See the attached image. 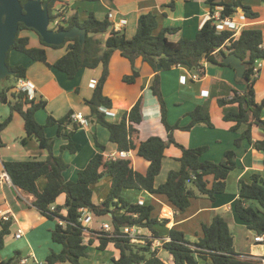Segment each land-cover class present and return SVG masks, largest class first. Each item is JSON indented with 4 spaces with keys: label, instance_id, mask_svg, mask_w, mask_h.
I'll return each mask as SVG.
<instances>
[{
    "label": "trees",
    "instance_id": "obj_1",
    "mask_svg": "<svg viewBox=\"0 0 264 264\" xmlns=\"http://www.w3.org/2000/svg\"><path fill=\"white\" fill-rule=\"evenodd\" d=\"M27 0H22L25 3ZM48 3L51 19L54 20V6L59 0H43ZM245 0H207L212 14L221 6L220 17L232 16L241 9L246 17L254 19L258 12ZM173 6V4H172ZM218 18L210 17L201 27L195 38L182 37L177 41L169 39L168 34L178 30L177 27H165L159 33L157 15L153 12L143 13L138 20V28L134 36L128 37L122 30H116L109 18L98 19L93 12L81 22L76 14L69 16L64 28L80 25L86 28L88 34L86 42L81 45L79 38H67L62 45H49L42 41L41 47H31L29 37L21 36L15 40L11 50H18L30 58L47 62L46 46L61 47L68 44L67 52L54 64L59 70L66 72L69 77H74L82 68H96L103 65V72L96 84L93 96L86 100L91 108V118L104 125L110 132V139L117 143L120 150L136 149L139 156L149 161L147 172L141 173L134 169L129 158L107 159L102 152H97L89 163L78 172L76 180H67L64 171L69 167V162L63 157L65 150L76 152L75 141L72 139L75 131L83 126L72 118L74 111H69L61 118L48 115L46 122L37 119V112L47 105L41 98H31L27 91L16 89L19 78H25L27 67L10 63V53L7 63L13 71L14 79L0 83V101L10 106L11 113L0 120V137L2 131L10 124L14 113L18 112L24 119L27 137L34 138L39 146L46 150V159L9 160L4 162L6 172L10 175L12 183L23 191L34 196L32 204L51 220L64 219L67 225L56 223L52 231V239L62 245L60 252L52 251L43 264H57L70 262L80 264V259L87 254L88 243L84 241V226L79 221L80 208H88L96 215L111 214V232L99 233L98 248L104 250L113 243L120 249V256L113 258V264H168L156 250H152V238L160 237L156 224L165 225L168 219H159L153 216V205L130 202L122 192L126 188L144 189L154 194L167 197L169 202L178 212H183L192 204L196 197H207L215 201L219 194L226 191L227 178L232 170L237 167L236 151L227 150L221 161L203 160L202 155L208 149L207 145L186 147L179 143L171 132L174 128L190 130L197 124L213 127L211 104L206 101L196 106L189 112L191 120L186 125L177 122L169 124L167 120V105L160 88V76L156 74L152 89L159 99L162 113V123L169 131L168 138L153 135L137 143V126L143 121L141 101L139 100L129 111L123 114L120 122L114 123L107 119L106 112L101 107H112V99L104 94V84L109 75V62L116 50L127 57L133 64V72L124 76V81L133 83L140 72L135 66L138 57H142L157 72L170 69L174 65H186L199 73H204L203 60L231 66L223 62L220 51L226 54L235 53L242 57L246 64V71L240 81L245 85L243 91L229 86V96L217 98L221 116L224 121L232 123L230 129L238 131L244 127L241 135L235 139V145L240 146L243 140H248L256 150L264 153V138L254 140L252 126L254 124L264 131V98L256 99L253 67L257 60H264V37L259 28H243L238 36H233L232 30L219 31L216 27ZM60 29L63 27H51ZM28 29L24 23L20 24V32ZM32 29V28H29ZM34 30V29H33ZM218 50V51H217ZM161 68H158V65ZM10 76L8 78H10ZM7 78V80H8ZM58 125L56 137L46 134V127ZM95 134V133H94ZM65 135L67 143L61 145V152H55L57 138ZM98 146H104L97 142ZM171 144L179 147L182 154L179 158L181 167L171 170L167 180L155 185L156 176L162 169V161L166 148ZM112 177V184L108 196L97 205L93 202L92 185L104 176ZM45 176L48 181L43 190L38 187V179ZM66 194L64 206L56 205L58 197ZM67 213L63 214L62 209ZM234 210L247 226L257 235L264 236V178L260 173H253L249 181L240 179L239 196L234 204ZM13 219L1 220L0 250L5 247V238L11 233ZM141 226L151 231V236L146 238L144 244L132 243L124 232L125 227ZM170 241L164 243L166 250L173 257V264H264L263 258L244 257L235 249L234 235L227 220L217 214L210 224L203 225V234L198 241L186 238L184 231L178 228L169 230ZM264 242V241H263ZM22 255L18 250L8 259H0V264H23ZM203 260V261H202ZM211 260V262H209Z\"/></svg>",
    "mask_w": 264,
    "mask_h": 264
},
{
    "label": "crops",
    "instance_id": "obj_2",
    "mask_svg": "<svg viewBox=\"0 0 264 264\" xmlns=\"http://www.w3.org/2000/svg\"><path fill=\"white\" fill-rule=\"evenodd\" d=\"M207 0H59L54 6V10L63 7L67 15L76 14L81 22L85 21L91 12L98 19L109 18L116 30H122L128 37L135 35L138 28V20L141 14L153 12L157 15L158 28L155 33H159L165 27H177L174 33H169L168 37L172 41H177L182 37L195 38L203 24L212 15L211 7ZM230 2L232 0H225ZM244 3L250 5L258 12V17L250 19L239 9L233 14V19L240 26L238 36L243 28L255 27L263 32L264 37V0H245ZM173 4V6H172ZM218 6L215 12L221 11ZM21 36L29 37L31 47H41L42 41L39 34L33 29H23ZM264 45V44H263ZM47 61L54 64L62 57L68 49V44L61 47L46 46ZM255 81L256 99L264 98V60ZM10 63L13 65H25L27 67L26 80L29 81L34 89V95L47 101L45 108L39 110L36 114L41 123H45L48 115L55 118H61L69 111L73 113H82L89 121L86 125L79 127L72 139L75 141L76 152L69 150L62 152L63 157L69 162V167L64 171V177L67 180H76L78 172L83 169L97 153L102 152L107 159L116 156L117 158H129L135 170L146 173L149 167V161L138 155L136 149L120 150L116 142L110 139V132L107 127L95 122L91 118V108L86 104V100L93 96L96 84L103 72V65L96 68H82L74 77H69L66 72L59 70L47 62L38 61L30 58L24 52L18 50L10 51ZM205 67L204 73H200L199 78L194 79L192 75L198 73L186 65H174L170 69L157 72L142 57H138L135 66L140 74L133 83L124 81V76L133 72L132 62L125 57L120 50H116L109 62V75L104 84V94L112 99V107L102 106L101 109L106 112L109 121L117 123L123 118V114L129 111L139 100L143 114V121L137 126V143L153 135H159L164 139L168 138L169 131L162 123L161 105L159 99L154 95L152 85L157 73L160 76V88L167 105V120L169 124L174 125L179 122L186 125L190 122L189 112L196 106L209 101L212 115L213 127L205 124H197L190 130L174 128L171 130L174 138L186 147H198L207 145L208 149L201 156L203 160H212L219 162L223 159L227 150L236 151L237 167L230 172L227 178L226 191L219 194L215 201L207 197H196L192 199V204L183 212H178L169 202L166 196L154 194L144 189H124V197L130 202H139L141 204L153 205V216L159 219H168L165 225L156 224L160 231V237L152 238L151 248L156 250L168 264H173V257L163 244L155 243L156 239L170 237L169 230L178 228L184 231L186 238L195 242L203 234V225L210 224L217 214H221L228 222L234 235L235 249L244 257L264 258V242L255 241L257 235L247 224L240 219L234 210V204L239 196L240 179L249 181L253 173H260L264 178V153L256 150L248 140H243L240 146L235 145V139L241 135L244 127L238 131H232V123L224 121L221 116L220 107L217 104V98L229 96V86L243 91L245 85L240 81L236 69L232 66L211 63L203 60ZM182 77L185 79L182 80ZM96 79L95 86L91 82ZM11 113L10 106L0 101V120H4ZM264 119V110L262 112ZM93 127H96L93 130ZM46 134L49 137H56L58 134V125L46 127ZM95 133V134H94ZM27 137L24 119L15 112L10 124L2 131L0 137V177L6 173L4 162L9 160H27L47 158L46 150L39 146L34 138H28L27 142L23 139ZM252 137L254 140L264 138V131L259 125L252 126ZM65 135L56 139L55 152H61V145L67 143ZM99 142L104 146L100 148ZM176 148V149H174ZM120 152L125 155L120 156ZM182 151L179 147L171 144L165 151V157L162 161V169L156 176L155 185L159 186L167 180L171 170H178L181 167L179 160ZM116 158V159H117ZM8 174V173H7ZM48 179L42 176L38 179V187L43 190L47 185ZM112 184V177L104 175L100 181L92 185L93 202L100 205L108 196ZM106 187L101 191V187ZM123 190V191H124ZM132 190V191H130ZM26 196H25V195ZM34 196L16 187L12 180L0 182V229L1 220L13 219L11 233L5 238V247L0 250L8 251V254L0 259L11 257L12 251H20L22 259L26 258L24 264L32 259L39 264L44 262L46 257L52 251L60 252L62 245L46 239L40 244L38 238H41V230L45 231L55 228L58 219L51 223L48 217L44 216L33 204ZM66 203V194L62 193L55 204L64 206ZM51 206V207H52ZM92 215L89 223V231L85 233L84 241L88 243L86 256L81 257L80 264H113V258L120 256V249L113 243L107 245L104 249L110 254L111 261L95 260L89 261L92 246L98 248L99 233L104 223L111 225V214H107L109 220L99 221V215L85 209ZM62 213L66 214L67 209L63 208ZM6 214L8 219L2 216ZM60 223V222H59ZM126 228V227H125ZM18 229L23 230V235L16 238ZM138 235L135 242L144 244L146 238L151 236L148 228L135 226L134 229ZM112 229L108 232H111ZM237 232L241 233L247 242L244 245H236ZM89 233V234H88ZM252 233L255 236L252 237ZM88 234V235H87ZM14 235L16 244L6 245L9 236ZM98 235V236H94ZM152 237V236H151ZM24 240V241H22ZM35 240V241H33ZM33 241V242H32ZM56 245H55V244ZM96 244V245H94ZM99 249V248H98ZM203 261V260H202ZM211 262V260H209ZM72 264L70 262H62ZM60 264V263H57Z\"/></svg>",
    "mask_w": 264,
    "mask_h": 264
},
{
    "label": "water",
    "instance_id": "obj_3",
    "mask_svg": "<svg viewBox=\"0 0 264 264\" xmlns=\"http://www.w3.org/2000/svg\"><path fill=\"white\" fill-rule=\"evenodd\" d=\"M51 15L48 3L43 0H0V83H4L13 71L10 69L7 58L20 33V24L37 31L45 43L49 45H62L67 38L78 37L81 45L87 38L86 28L74 25L70 28H51ZM223 62L231 64L237 75L243 78L246 64L242 57L235 53L226 54L220 51ZM161 68V65H158ZM96 127H93L95 130Z\"/></svg>",
    "mask_w": 264,
    "mask_h": 264
},
{
    "label": "built area",
    "instance_id": "obj_4",
    "mask_svg": "<svg viewBox=\"0 0 264 264\" xmlns=\"http://www.w3.org/2000/svg\"><path fill=\"white\" fill-rule=\"evenodd\" d=\"M220 12L221 11H217L215 12L214 14H212L210 17H215V18H218V20L216 21V27L219 31H222V30H232L233 31V36H236L238 34V31L240 29V26L237 25V23L234 21L233 19V15L232 16H227L225 18H221L220 17ZM55 14L57 15V17L54 19V20H51V25H53V27H65V25L67 24V21L69 19V15H67L64 11V8L63 7H58L57 9H55ZM51 27V26H50ZM218 51V50H217ZM262 59L260 60H257L254 67H253V72H254V76L257 77L259 72H260V68L262 66ZM201 74L198 72V73H194L192 75V77L194 79H197L199 78ZM185 78L182 77V80H184ZM97 83L96 79H94L91 84L93 86H95V84ZM16 89L18 90H21V91H27L29 96L31 98H33L35 95H34V89L31 87L30 83L28 80H26L25 78H19L18 81H17V84H16ZM72 118L78 122H80L82 125H86L88 123V119L82 114V113H73L72 114ZM120 156H123L125 155V152H120L119 154ZM117 157L116 156H113L112 158L110 159H116ZM8 181V182H11V177L9 174L4 173L1 177H0V182L2 181ZM56 206H52L51 209L54 210ZM85 209H88V208H80V211H81V216L79 217V221L81 222V224L85 227L84 228V231L85 233H87L90 229L89 227V223L91 222L92 220V215L90 213H87L85 211ZM90 210V209H88ZM91 211V210H90ZM4 219H8V216H6V214H4L2 216ZM60 222L61 225H67V222L64 220V219H61V218H57ZM137 226V225H135ZM135 226H130V227H126L124 228V232L127 237L130 238V241L131 242H135L136 239L138 238L137 235L138 233L134 230L135 229ZM111 230V225L108 224V223H104L103 226H102V232L105 231V232H108ZM23 235V230L22 229H18L16 234H15V237L16 238H20L21 236ZM170 237H164V238H160V239H156L153 241V245L155 243H158L157 245L159 244H163L167 241H170ZM255 241H258V242H263L264 241V236L263 235H256L255 236ZM26 258H23L21 260V263H25L26 262ZM264 261V258L262 259ZM39 264H43V262H40Z\"/></svg>",
    "mask_w": 264,
    "mask_h": 264
},
{
    "label": "rangeland",
    "instance_id": "obj_5",
    "mask_svg": "<svg viewBox=\"0 0 264 264\" xmlns=\"http://www.w3.org/2000/svg\"><path fill=\"white\" fill-rule=\"evenodd\" d=\"M51 27H53V25H51ZM13 79H14V77L13 76H10V78H8V80H6L4 83H6L7 81H8V83H11L12 81H13ZM4 83H2V84H4ZM174 149H176V148H174ZM128 189H131V188H128ZM106 190V187H101V191H105ZM130 191H132V190H130ZM123 193H125V190L123 191ZM122 193V195H124ZM25 195V194H24ZM26 196V195H25ZM125 196V195H124ZM98 219H99V221H103V220H108V221H110L109 220V217L107 216V215H100L99 217H98ZM51 223H53V220H49ZM55 222V224H56V221H54ZM54 229V228H53ZM53 229H49V230H47V232L45 231V228H43L42 230H41V238L40 237H37L38 238V242L40 243H42L45 239H46V237L47 238H49L50 239V241L52 240V231H53ZM50 232H51V236H46L45 237V235L47 234V235H50ZM89 234V233H88ZM87 234V235H88ZM95 237L96 236H98V235H94ZM252 237H254L255 236V233H252V235H251ZM18 240H15V237H14V235H11V236H9L8 237V239L6 240V245H9L10 243H14V244H16V242H17ZM22 241H24V240H22ZM33 241H35V240H33ZM32 241V242H33ZM245 242H247L246 241V239L243 237V235L241 234V233H239V232H237V235H236V245H244V243ZM40 243V244H41ZM55 244V243H54ZM264 244V243H263ZM56 245V244H55ZM89 245V244H88ZM94 245H96V244H94ZM89 247V246H88ZM93 247V250H91V256H87L88 258H90V260L89 261H93V260H95L94 258H97V259H100L101 261H108V262H110L111 261V257H110V254L109 253H107L106 254V252H104L105 250H101V249H98L96 246H92ZM0 253H1V255L2 256H5V255H7L8 254V251H6V250H3V251H0ZM11 255L10 256H14L15 254H16V251H12V253H10ZM28 264H37V263H35L32 259L28 262ZM60 264H68V263H60ZM95 264V263H94Z\"/></svg>",
    "mask_w": 264,
    "mask_h": 264
}]
</instances>
